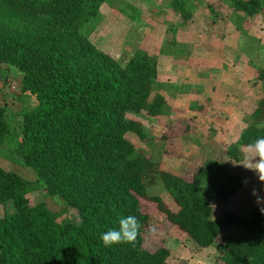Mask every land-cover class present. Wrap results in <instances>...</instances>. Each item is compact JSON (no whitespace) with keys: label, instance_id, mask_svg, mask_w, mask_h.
Instances as JSON below:
<instances>
[{"label":"trees","instance_id":"obj_1","mask_svg":"<svg viewBox=\"0 0 264 264\" xmlns=\"http://www.w3.org/2000/svg\"><path fill=\"white\" fill-rule=\"evenodd\" d=\"M106 1L0 0V64L17 70L21 93L35 99L21 116L17 153L44 193L78 217L76 224L57 223L43 203L28 204L23 180L0 168V206H11L0 217V264H169L166 246L143 248L155 216L161 228H176L200 249L218 244L220 264H264V207L212 218L237 189L225 161L240 162L242 146L264 137V128L257 127L264 122V97L247 108V127L218 159L200 158L181 174L159 169L149 155L135 152L126 135L143 140L144 132L125 118L162 117L166 101L157 90L156 61L137 51L120 65L81 32ZM227 2L244 19L262 5ZM169 8L180 24L191 17L184 0H170ZM4 116L0 106V147L8 135ZM192 124L191 118L168 120L159 140L170 150ZM155 177L170 206L147 193ZM128 215L142 226L136 244L104 247L101 234ZM230 226L240 234H220Z\"/></svg>","mask_w":264,"mask_h":264},{"label":"rangeland","instance_id":"obj_2","mask_svg":"<svg viewBox=\"0 0 264 264\" xmlns=\"http://www.w3.org/2000/svg\"><path fill=\"white\" fill-rule=\"evenodd\" d=\"M169 1L107 0L98 17L81 32L120 65L137 51L146 52L156 61L160 72L157 90L166 101L163 115L152 118L143 113H126L127 120L139 123L144 139L131 133L126 137L136 153L149 155L159 169L181 174L193 169L200 158L216 160L223 155L226 145L247 124L248 109L264 97V79L259 77H264V0L258 14L248 19L233 13L227 0H184L191 17L182 24L169 8ZM235 35L240 56L232 52L228 60L225 48L234 44ZM223 66L233 69L227 71ZM21 77L14 68L0 64V106L5 107L8 126V135L0 147V168L23 180L30 206L43 203L57 223L76 224L75 210L60 198L45 194L41 182L17 153L21 116L35 104L32 96L21 93ZM198 80L206 84L200 85ZM252 85L255 89L247 90ZM186 118L193 120L191 132L182 134L169 150L159 140L165 123ZM241 153L240 162L225 161V168L235 176L237 189L228 202L214 206L213 219H219L223 211L246 215L264 207V201L257 204L252 195L255 190L264 197V184L254 172L238 166L243 162L242 148ZM147 193L171 205L157 177L147 186ZM4 211L11 212L9 203L0 206V217ZM160 223L158 216L153 217L154 230L144 239V249L153 251L166 246L170 250L169 264H220L217 258L222 249L218 244L200 249L176 228H161ZM240 232V228L230 226L220 234Z\"/></svg>","mask_w":264,"mask_h":264},{"label":"clouds","instance_id":"obj_3","mask_svg":"<svg viewBox=\"0 0 264 264\" xmlns=\"http://www.w3.org/2000/svg\"><path fill=\"white\" fill-rule=\"evenodd\" d=\"M247 127V125H245ZM258 128H264V122L257 125ZM243 162L238 166L245 170L254 172L261 184H264V137L255 139L252 143L242 146ZM252 195L256 197V203L264 201L259 193L253 190ZM264 214V209H261ZM141 224L137 217L128 215L121 217L118 226L108 229L100 236L104 247L109 248L116 245H135L141 231Z\"/></svg>","mask_w":264,"mask_h":264},{"label":"crops","instance_id":"obj_4","mask_svg":"<svg viewBox=\"0 0 264 264\" xmlns=\"http://www.w3.org/2000/svg\"><path fill=\"white\" fill-rule=\"evenodd\" d=\"M212 22H214V20H212ZM218 24H219V22H218ZM234 44L232 45V44H229L228 46H227V48H225L226 49V53L224 54V57L225 58H227L228 60L231 58V56L233 55L232 54V52H234V54L236 55V57H239L240 56V52L237 50V45H238V39L236 40V35H235V40H234V42H233ZM237 44V45H236ZM224 50V49H223ZM228 62V61H227ZM240 62V61H239ZM239 62H238V65L239 66H241V64H239ZM236 66H237V64H236ZM235 66V67H236ZM224 67V66H223ZM227 67V66H226ZM225 68V67H224ZM236 68H238V67H236ZM235 68V69H236ZM241 68V67H240ZM227 71H231L232 69H233V67L232 66H230V67H227V68H225ZM224 69V70H225ZM156 70H157V76L160 74V72H159V70L156 68ZM238 70H240V69H238ZM241 70H243L242 68H241ZM159 72V73H158ZM158 80H159V76H158ZM203 80H205V79H203ZM197 82H199L200 83V85H204V84H206V81H202V82H200V80H198ZM214 85V84H213ZM236 86H237V84H236ZM202 87H204V86H202ZM217 88L218 87H216V85H215V90L214 91H216L217 90ZM252 89H255L254 87H253V85H252V87L250 88L249 87V89H247V90H252ZM219 90V89H218ZM226 91V90H225ZM160 93V92H159ZM161 94V93H160ZM227 98H229V97H227ZM250 100V99H249Z\"/></svg>","mask_w":264,"mask_h":264}]
</instances>
